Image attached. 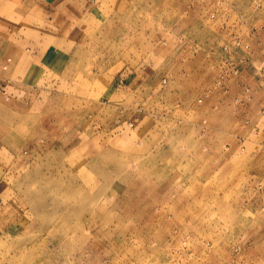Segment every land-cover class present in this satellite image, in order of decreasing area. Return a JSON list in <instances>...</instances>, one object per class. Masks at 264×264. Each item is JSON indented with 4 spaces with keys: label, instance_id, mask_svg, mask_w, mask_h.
I'll use <instances>...</instances> for the list:
<instances>
[{
    "label": "rangeland",
    "instance_id": "374dc122",
    "mask_svg": "<svg viewBox=\"0 0 264 264\" xmlns=\"http://www.w3.org/2000/svg\"><path fill=\"white\" fill-rule=\"evenodd\" d=\"M0 264H264V0H0Z\"/></svg>",
    "mask_w": 264,
    "mask_h": 264
},
{
    "label": "built area",
    "instance_id": "2783aa9c",
    "mask_svg": "<svg viewBox=\"0 0 264 264\" xmlns=\"http://www.w3.org/2000/svg\"><path fill=\"white\" fill-rule=\"evenodd\" d=\"M9 61H10V59H7L6 60V62H9ZM2 68L5 69L6 68L5 65ZM2 91H3V93H6L7 92L4 88L2 89Z\"/></svg>",
    "mask_w": 264,
    "mask_h": 264
}]
</instances>
